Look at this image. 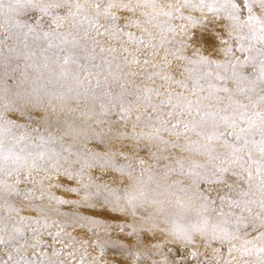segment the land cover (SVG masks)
<instances>
[{"label":"snow or ice","instance_id":"snow-or-ice-1","mask_svg":"<svg viewBox=\"0 0 264 264\" xmlns=\"http://www.w3.org/2000/svg\"><path fill=\"white\" fill-rule=\"evenodd\" d=\"M0 101V264H264V0H0Z\"/></svg>","mask_w":264,"mask_h":264},{"label":"rangeland","instance_id":"rangeland-1","mask_svg":"<svg viewBox=\"0 0 264 264\" xmlns=\"http://www.w3.org/2000/svg\"><path fill=\"white\" fill-rule=\"evenodd\" d=\"M2 102L3 101H0V103H2ZM54 103L56 104V107H57V113L54 115L53 118H59L61 120H64L65 117L63 115H61V110L62 109H66L67 107H69V105H66V104H64L61 101H55ZM17 104H18L19 107H26V108H29V109L31 108V105L27 104L23 100L17 101ZM71 107H76V105L73 104V105H71ZM52 130L55 131L56 129L53 128ZM133 175L134 176L138 175V173H134ZM67 198L74 199L75 197H67ZM64 210L69 211L70 209L65 208ZM151 210L152 209H149V211H151ZM100 218H102V219H111L110 215L107 214V213L103 214ZM105 259L107 261V264H124L125 261H129V258H128V256L126 254L121 255L118 252H116L114 250H111V249L106 250ZM129 264H130V261H129Z\"/></svg>","mask_w":264,"mask_h":264}]
</instances>
